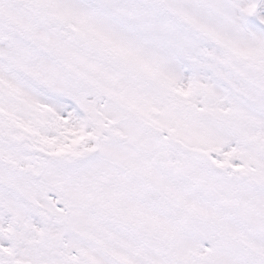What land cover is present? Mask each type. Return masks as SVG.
<instances>
[{"label":"snow or ice","instance_id":"snow-or-ice-1","mask_svg":"<svg viewBox=\"0 0 264 264\" xmlns=\"http://www.w3.org/2000/svg\"><path fill=\"white\" fill-rule=\"evenodd\" d=\"M0 264H264V0H0Z\"/></svg>","mask_w":264,"mask_h":264}]
</instances>
